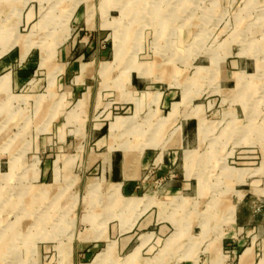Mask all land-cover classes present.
Returning a JSON list of instances; mask_svg holds the SVG:
<instances>
[{"label":"rangeland","instance_id":"374dc122","mask_svg":"<svg viewBox=\"0 0 264 264\" xmlns=\"http://www.w3.org/2000/svg\"><path fill=\"white\" fill-rule=\"evenodd\" d=\"M0 264H264V0H0Z\"/></svg>","mask_w":264,"mask_h":264},{"label":"crops","instance_id":"0c3cea01","mask_svg":"<svg viewBox=\"0 0 264 264\" xmlns=\"http://www.w3.org/2000/svg\"><path fill=\"white\" fill-rule=\"evenodd\" d=\"M11 46H13V44H11L10 47ZM68 54L66 56H69ZM66 56L64 48L61 52V58H63V61H65ZM129 85L132 89H136L135 81H133V83L131 82ZM186 130L184 131L187 132ZM127 151L128 150L124 148L110 150L105 154L104 161H101V177L106 180V182H108L111 189H114L113 186H117L116 191H118V189L120 190L121 188H124L125 191H127L128 188H132V184H134V182L140 177L141 174L140 170H137L135 157L132 156L131 152ZM127 160V163H129L130 167L125 168V163ZM145 160L146 162H149L150 157L146 155Z\"/></svg>","mask_w":264,"mask_h":264},{"label":"bare ground","instance_id":"6f19581e","mask_svg":"<svg viewBox=\"0 0 264 264\" xmlns=\"http://www.w3.org/2000/svg\"><path fill=\"white\" fill-rule=\"evenodd\" d=\"M61 39H62V38H61ZM55 45H56V43H55ZM119 47H120V46H119V44L117 43V47L115 48V55H118V52H119L118 49H119Z\"/></svg>","mask_w":264,"mask_h":264}]
</instances>
